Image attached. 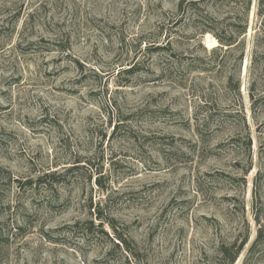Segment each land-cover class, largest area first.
<instances>
[{
	"label": "rangeland",
	"instance_id": "obj_1",
	"mask_svg": "<svg viewBox=\"0 0 264 264\" xmlns=\"http://www.w3.org/2000/svg\"><path fill=\"white\" fill-rule=\"evenodd\" d=\"M201 1L0 0V264H264V0Z\"/></svg>",
	"mask_w": 264,
	"mask_h": 264
},
{
	"label": "trees",
	"instance_id": "obj_2",
	"mask_svg": "<svg viewBox=\"0 0 264 264\" xmlns=\"http://www.w3.org/2000/svg\"><path fill=\"white\" fill-rule=\"evenodd\" d=\"M203 1H205V0H202L201 2H203ZM250 3H251V1L249 2V5H248L247 10H249ZM183 4H184V2H182L181 6H180V9L183 8ZM245 32H246V29L243 30V33H245ZM214 36L216 37V39L219 41L220 44L225 45V44H224V41L222 40V38H220V37H219L217 34H215V33H214ZM229 45H230V44H229ZM229 45H227V46H229ZM47 177H51V175H50V176H46L45 178H47ZM112 222H114V220H112ZM110 225H111L112 229H114V225H113V224H110ZM114 231H115V230H114ZM117 239H118L119 243H121V244H122V243H125V240H124L121 236H117ZM258 240H259V238H258ZM246 243H247V241H244L243 244H242L239 248H237V250L235 251L233 257H232L231 260H230V264H234V263L237 261V259H238L239 256L241 255V253H242V251H243V249H244ZM224 253H225V252H224Z\"/></svg>",
	"mask_w": 264,
	"mask_h": 264
},
{
	"label": "bare ground",
	"instance_id": "obj_3",
	"mask_svg": "<svg viewBox=\"0 0 264 264\" xmlns=\"http://www.w3.org/2000/svg\"><path fill=\"white\" fill-rule=\"evenodd\" d=\"M215 42V41H214Z\"/></svg>",
	"mask_w": 264,
	"mask_h": 264
}]
</instances>
